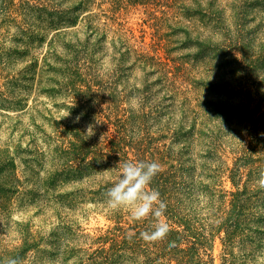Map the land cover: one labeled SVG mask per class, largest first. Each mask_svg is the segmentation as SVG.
<instances>
[{
	"label": "rangeland",
	"instance_id": "374dc122",
	"mask_svg": "<svg viewBox=\"0 0 264 264\" xmlns=\"http://www.w3.org/2000/svg\"><path fill=\"white\" fill-rule=\"evenodd\" d=\"M28 1L0 0V92L9 94L0 101V149L13 162L0 182L7 179L14 191L0 211V252L33 239L38 244L22 264H98L95 252L110 247L94 241L99 234L157 223L133 221L100 192L116 181L121 162L81 178L63 173L65 142L56 131L67 124L96 144L98 155L109 148L111 123L135 116L140 126L132 129L127 158L159 162L160 172L174 175L160 195L171 228L178 225L171 209L207 216L209 193L222 191L215 199L223 193L229 200L241 148L253 151L241 168L242 185L252 171V185L264 191V0L32 1L42 10L52 5L51 18L29 11ZM217 105L235 115L220 114ZM248 116L259 122L255 131ZM89 125L91 137L84 135ZM223 238L208 240L205 261L222 263ZM253 247L254 258L242 262L249 249L234 243L235 263L264 264V237Z\"/></svg>",
	"mask_w": 264,
	"mask_h": 264
},
{
	"label": "trees",
	"instance_id": "16d2710c",
	"mask_svg": "<svg viewBox=\"0 0 264 264\" xmlns=\"http://www.w3.org/2000/svg\"><path fill=\"white\" fill-rule=\"evenodd\" d=\"M32 1L34 0H30L25 4L29 11H43L51 18L47 10H54L52 5H46L48 9L45 8L42 10V7L39 6L40 4ZM51 23L53 24L52 19ZM25 27L31 30L34 26L28 22ZM165 51L167 54L171 53L169 48ZM169 59L171 60V58ZM163 80L161 76L160 81ZM0 95L3 96L0 101L5 103V98H8L9 94L0 92ZM12 101L17 100L14 99ZM3 107H5L4 104ZM220 109L221 106L217 105L216 111L220 114L227 117H233L235 115L233 113H223ZM241 113L242 111L236 114L239 115ZM143 117L145 118L146 116L143 114ZM248 119V123L253 126L252 128L255 131L259 122L253 120L250 116H248ZM111 124L113 125L112 134H109V137L106 136L109 148L102 153L99 152L98 155H96V144L89 142L77 129H73L71 125L67 124L61 129H56V132L60 133L65 142L59 146V152L64 156L66 161L63 173L67 177L81 178L84 175L90 176L95 172H100L102 169L108 170L113 163L117 164L121 162L122 164L128 161L125 148L133 143L134 133L131 134L132 129H138L140 126L139 121H136L135 116H129L122 119H115L114 123ZM106 131H109V129L106 128ZM187 133L189 135L193 134L191 130L187 131ZM140 145L141 143L137 144L133 149ZM104 148H106V145ZM8 152V149H0V176L5 172L6 167H12L11 153ZM251 153L253 151H250V149L241 148L238 151V156L235 157L236 162L230 170L231 175L229 178L236 190L229 193L230 198L227 202H225L226 200L224 201L226 195L223 193H218V201L215 199L214 196L216 193L222 192L217 191L214 195L209 193L211 195L208 205L212 208L210 207L211 212L209 210L207 216H202L201 213L196 215V213H193V210L190 213H186L185 211L182 214H175L173 213V209H171L168 215L169 219H175L178 221V225L175 228L169 227V233L166 239L154 244L145 242L141 234L145 231H153L155 225L150 228L146 225L145 229L140 227L143 224L137 223L131 227L116 225L113 229L108 230L104 234H99L94 239V241L102 243L103 245L110 244L107 250L103 247L98 252H95L99 255L100 262L98 264H213V259L205 261L201 253L204 251L205 244L208 243V240L210 241V238L212 239L214 235L220 233H224L223 241L226 244V252L222 256L221 264H236L233 257L234 253L231 250L234 243L239 244L241 248L245 247L249 249L247 253L243 254L244 259L242 262L254 258L253 246L260 248L261 236L264 237V231L262 230V225H264V191L252 185V171L250 174H245L247 180L242 185L244 174L241 172V168L244 164L250 163L249 161L252 158L250 157ZM247 154H249V157ZM119 167L120 165L115 169L118 170ZM187 171L194 172V168L188 167ZM173 178L174 175L172 173L166 175L164 172H159L153 179L151 187L163 196L164 193H167L172 188V184H174ZM6 180L4 179L0 182V211L2 212L6 209L5 203L9 201L11 193L14 192L11 188L6 189L8 184L5 182ZM114 183L107 182L104 188H101L100 192L106 195L108 189ZM178 192L181 194L179 189ZM185 194L190 197L187 202L191 203L193 198L192 194L189 191L187 193L184 191ZM162 200L165 203L167 202L166 198ZM184 203L183 200L176 199L174 204L185 209ZM257 203H262V213L258 214L256 212L258 209ZM169 207L172 208V206ZM130 231H132V234H129ZM37 244L33 239H30V241H25V243L15 247V249L7 250L4 248L0 252V264H10L13 260L16 261V264H22L26 258L27 251L35 248Z\"/></svg>",
	"mask_w": 264,
	"mask_h": 264
},
{
	"label": "clouds",
	"instance_id": "9594fccd",
	"mask_svg": "<svg viewBox=\"0 0 264 264\" xmlns=\"http://www.w3.org/2000/svg\"><path fill=\"white\" fill-rule=\"evenodd\" d=\"M94 134L93 126H87L84 135L91 137ZM235 140L239 142L238 139ZM161 170L162 165L156 161H126L120 164L116 181L106 193L109 207L114 210H129L133 221L156 219L154 230L141 234L145 242L153 244L166 239L169 233V226L164 220L167 205L160 193L151 187L153 179ZM261 183L264 184V181ZM10 264H16V261L13 260Z\"/></svg>",
	"mask_w": 264,
	"mask_h": 264
}]
</instances>
